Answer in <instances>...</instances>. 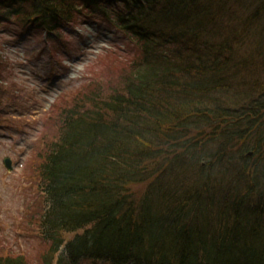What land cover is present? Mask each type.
<instances>
[{"label":"trees","instance_id":"16d2710c","mask_svg":"<svg viewBox=\"0 0 264 264\" xmlns=\"http://www.w3.org/2000/svg\"><path fill=\"white\" fill-rule=\"evenodd\" d=\"M92 16L139 52L62 112L43 252L0 264H264V0H0L50 38Z\"/></svg>","mask_w":264,"mask_h":264},{"label":"rangeland","instance_id":"374dc122","mask_svg":"<svg viewBox=\"0 0 264 264\" xmlns=\"http://www.w3.org/2000/svg\"><path fill=\"white\" fill-rule=\"evenodd\" d=\"M98 21L79 18L55 38L0 24V254L40 258L46 200L39 169L62 112L92 89L112 93L107 87L120 86L139 52L130 34ZM6 156L13 170L5 167ZM142 190L135 188L136 197Z\"/></svg>","mask_w":264,"mask_h":264},{"label":"bare ground","instance_id":"6f19581e","mask_svg":"<svg viewBox=\"0 0 264 264\" xmlns=\"http://www.w3.org/2000/svg\"><path fill=\"white\" fill-rule=\"evenodd\" d=\"M85 19V18H84ZM93 19H97L96 17H94V16H92V17H89V18H87L86 20H89V21H92ZM97 21H98V19H97ZM98 22H101V21H98ZM47 35V34H46ZM48 36V35H47ZM58 36V34L57 35H55V37H57ZM251 37H253L252 35H250V38ZM257 39L258 38H256L255 39V41H256V45H258L259 43H258V41H257ZM251 41H253L252 39H251ZM257 53L259 54V55H263L264 54V41L257 47Z\"/></svg>","mask_w":264,"mask_h":264},{"label":"water","instance_id":"95a60500","mask_svg":"<svg viewBox=\"0 0 264 264\" xmlns=\"http://www.w3.org/2000/svg\"><path fill=\"white\" fill-rule=\"evenodd\" d=\"M3 162H4V165L6 166L7 169L13 170L14 166H13L12 160L9 156L4 157Z\"/></svg>","mask_w":264,"mask_h":264}]
</instances>
